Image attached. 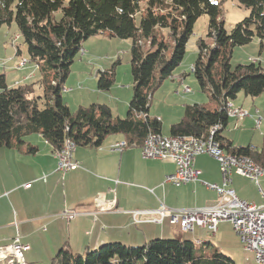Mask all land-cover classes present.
<instances>
[{
    "label": "trees",
    "instance_id": "trees-1",
    "mask_svg": "<svg viewBox=\"0 0 264 264\" xmlns=\"http://www.w3.org/2000/svg\"><path fill=\"white\" fill-rule=\"evenodd\" d=\"M223 1L0 0V27L16 22L29 58L41 73L38 82L14 86L1 76L0 147H21L32 134H41L53 151L67 140L77 146H100L113 134H123L131 146H142L150 133H162L163 129L160 118L150 114L154 91L183 61L196 20L208 14L214 44L198 41V58L191 71L215 104H188L183 117L169 127L170 134L203 137L219 125L215 139L226 152L243 154L264 166V145L259 150L251 144L238 147L221 136L229 119L227 102L240 91L252 98L264 92V68L259 63L251 61L234 68L231 64L236 46L249 43L256 35L264 38V0H238L250 14L230 31L221 18ZM98 34L133 41V97L124 117H114L111 107L103 103L72 112L62 96L77 53L87 39ZM97 79L100 90H110L114 69L99 71ZM35 150L34 146L29 152ZM50 264L237 263L211 241L198 244L190 239L154 238L139 246L105 243L85 253L62 247Z\"/></svg>",
    "mask_w": 264,
    "mask_h": 264
},
{
    "label": "crops",
    "instance_id": "crops-1",
    "mask_svg": "<svg viewBox=\"0 0 264 264\" xmlns=\"http://www.w3.org/2000/svg\"><path fill=\"white\" fill-rule=\"evenodd\" d=\"M254 61L263 67L261 60ZM169 78L173 84L185 86L187 91L192 90L187 85L185 73L172 74ZM179 91L177 88V93ZM185 108L177 115V120L169 122V127L183 117ZM247 110L251 116L243 120L229 117L221 131V136L231 140L234 146L251 144L237 141L235 136L226 131L231 119L236 128L245 124L254 125L252 110ZM156 116L164 125L165 118ZM263 126L260 129L262 133ZM169 127L168 133L163 128L162 134L171 135ZM122 140H125L123 134H113L100 146L78 145L73 158L79 165L65 173L56 171L58 160L51 144L41 134L25 137L21 147L1 146L0 245L9 244L14 237L19 236L25 245L30 246L24 253L28 263L50 264L62 247L75 253H85L105 243L122 242L139 246L154 238L190 239L198 244L214 242L220 225L230 221H221L213 234L206 227L199 226L193 232L184 231L172 223L170 217L155 222L149 214H139L135 219L133 213L137 210H156L161 203L174 209L217 203L219 195L207 183L222 184L218 160L208 154L198 155L194 166L199 171V179L186 185H174L164 182L166 175L176 170L173 161L143 158L142 146L129 145L121 152L112 150L115 142ZM263 145L254 147L259 150ZM34 146L35 152H29ZM43 175L47 176L46 181L41 179ZM231 177L232 183L238 181L234 173ZM261 177L264 178V175ZM261 177L256 185L264 201ZM27 182L32 184L26 189L23 185ZM235 192L241 199L257 203L254 196L246 193L238 184ZM64 210H75L78 214L66 219L61 216ZM252 255L254 260L250 264H257L253 251Z\"/></svg>",
    "mask_w": 264,
    "mask_h": 264
},
{
    "label": "rangeland",
    "instance_id": "rangeland-1",
    "mask_svg": "<svg viewBox=\"0 0 264 264\" xmlns=\"http://www.w3.org/2000/svg\"><path fill=\"white\" fill-rule=\"evenodd\" d=\"M221 9V18L228 31L250 14V9L241 5L238 0H224ZM56 14L60 15V12ZM137 24H139V20H137ZM209 24L210 16L208 14H203L196 20L193 34L187 43L184 59L172 73L173 75L185 73L187 85L192 90L187 91L185 86H177V84H173L171 78H167L153 93L150 114L161 115L165 118L163 125L165 133H168L169 122L177 120V115L182 113L186 104L195 102L211 106L215 104L209 95L201 90L199 81L191 71L192 65L198 58V41L203 39L208 45L214 44L212 35H209ZM17 29L15 21L0 27V78L5 75L6 83L9 85L11 83L18 85L19 82H22L21 84L38 82L41 73L35 62L31 61L25 67L17 68L22 58L30 59L27 45L23 43V37ZM163 32L167 39V30ZM167 41L170 42L168 39ZM132 42V39H120L107 36V34L91 36L84 42L83 49L77 53L75 61L70 66L71 70L62 91L63 99L72 112H76L81 106L103 103L111 107L114 117L127 115L133 97L134 85L130 51ZM171 43H173L172 40ZM147 45L150 46V43L148 42ZM18 48L22 50V55L18 54ZM254 60H261L264 68V38L262 41V38L257 35L249 43L234 48L231 64L234 68L238 64H249ZM110 69L115 71V82L110 90H100L98 88V72ZM24 72L26 74L22 78ZM34 73L36 75L31 76ZM177 88L180 90L178 93ZM233 101L237 105L242 104L246 109H251L254 116L257 114L264 116V92L252 98L240 91ZM230 123L231 125L226 131L235 136L237 141L245 142V144L251 143L253 146L263 145L264 131L262 133L261 128H257L255 124V126L245 124L243 127L236 128L233 126V119L230 120ZM229 128L234 130L230 131ZM234 175L238 177V181H233L231 184L234 190L238 184L246 193L254 196L258 205L264 203L259 186L251 177L237 172H234ZM260 181L261 189L264 190V178L261 177ZM178 226L180 227V225ZM233 228L232 223L221 224L218 235L214 237L212 243L224 254L233 258L237 264H250V261L254 260L252 251L244 247L241 237Z\"/></svg>",
    "mask_w": 264,
    "mask_h": 264
},
{
    "label": "built area",
    "instance_id": "built-area-1",
    "mask_svg": "<svg viewBox=\"0 0 264 264\" xmlns=\"http://www.w3.org/2000/svg\"><path fill=\"white\" fill-rule=\"evenodd\" d=\"M16 39V38H15ZM31 60L22 58L17 68L25 67ZM193 68V65H192ZM34 73L31 76H35ZM257 112L259 110L257 109ZM229 117L243 120L251 113L242 106L235 104L233 100L227 102ZM255 125L261 128L264 116L253 115ZM221 127L215 125L210 133L203 137L164 135L162 133H150L142 145V156L146 159H169L176 164V170L166 175L164 182L175 185H183L199 179V171L194 166L196 157L200 154H209L218 160L222 171V184L207 183V186L217 191L219 200L215 204L202 207H190L186 209H174L161 203L156 210H137L134 217L139 214H149L151 220L162 222L165 217H170L172 223L180 225V229L193 232L197 226L206 227L215 234L221 221H230L233 229L239 234L245 247L255 253L257 264H264V203L258 205L241 199L233 190L232 175L234 172L251 177L256 183L264 175V166L255 163L251 158L243 154H230L215 139V134ZM64 146L53 153L58 160V172H66L79 165L73 158L77 145L67 140ZM129 146L128 141L115 142L114 151H123ZM253 146V145H252ZM254 147V146H253ZM46 181L47 176L41 177ZM32 182L26 183L24 188H30ZM78 214L75 210H65L62 217L72 219ZM30 249L19 238L14 237L11 243L0 245V264H31L25 260L24 253Z\"/></svg>",
    "mask_w": 264,
    "mask_h": 264
},
{
    "label": "bare ground",
    "instance_id": "bare-ground-1",
    "mask_svg": "<svg viewBox=\"0 0 264 264\" xmlns=\"http://www.w3.org/2000/svg\"><path fill=\"white\" fill-rule=\"evenodd\" d=\"M30 60V59H29ZM165 135V134H164ZM65 173V172H64Z\"/></svg>",
    "mask_w": 264,
    "mask_h": 264
}]
</instances>
